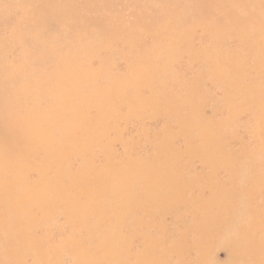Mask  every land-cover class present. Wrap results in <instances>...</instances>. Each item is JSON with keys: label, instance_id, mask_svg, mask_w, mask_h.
<instances>
[{"label": "rangeland", "instance_id": "rangeland-1", "mask_svg": "<svg viewBox=\"0 0 264 264\" xmlns=\"http://www.w3.org/2000/svg\"><path fill=\"white\" fill-rule=\"evenodd\" d=\"M0 264H264V0H0Z\"/></svg>", "mask_w": 264, "mask_h": 264}, {"label": "bare ground", "instance_id": "bare-ground-1", "mask_svg": "<svg viewBox=\"0 0 264 264\" xmlns=\"http://www.w3.org/2000/svg\"><path fill=\"white\" fill-rule=\"evenodd\" d=\"M53 1V0H52ZM55 2V1H54ZM56 2H57V0H56ZM61 3V2H60ZM54 4V3H53ZM71 7V6H70ZM62 8V7H61ZM65 11V10H64ZM72 12V11H71ZM77 16H78V14H77Z\"/></svg>", "mask_w": 264, "mask_h": 264}]
</instances>
